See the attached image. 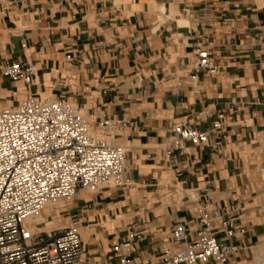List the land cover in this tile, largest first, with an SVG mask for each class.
<instances>
[{
	"label": "crops",
	"instance_id": "obj_1",
	"mask_svg": "<svg viewBox=\"0 0 264 264\" xmlns=\"http://www.w3.org/2000/svg\"><path fill=\"white\" fill-rule=\"evenodd\" d=\"M10 1L0 0V110L27 97L62 98L96 132L106 118L128 123L114 135L127 147L124 185L66 205L86 244L81 264H119L114 247L127 240L133 264L160 260L175 225L196 229L204 202L247 229L225 241L239 248L233 264L250 260L264 241L261 0ZM203 46L219 70L191 80ZM12 61L34 64L36 84L4 76ZM184 121L209 138L181 156L172 129Z\"/></svg>",
	"mask_w": 264,
	"mask_h": 264
},
{
	"label": "built area",
	"instance_id": "obj_2",
	"mask_svg": "<svg viewBox=\"0 0 264 264\" xmlns=\"http://www.w3.org/2000/svg\"><path fill=\"white\" fill-rule=\"evenodd\" d=\"M66 60L74 56L68 54ZM218 70L210 49L197 48L189 78ZM2 72L26 87L35 85L38 75L34 64L19 61L7 63ZM127 125L123 119L106 118L96 132L78 107L62 98L27 97L15 108L0 110V264H81L85 260L83 235L71 219H66L70 225L49 231H33L27 221L48 203L69 202L83 193L124 185L127 147L116 143L114 135ZM220 126L214 122L212 130ZM208 138V131L188 121L172 129V142L181 156L187 144L204 145ZM173 172L178 177L182 170L177 166ZM196 221V229L186 223L175 225L165 240L164 256L146 264H233L239 248L225 240L247 233L237 226L234 213L204 202ZM132 248L131 240L114 247L119 264H133ZM245 264H264V256L254 255Z\"/></svg>",
	"mask_w": 264,
	"mask_h": 264
},
{
	"label": "bare ground",
	"instance_id": "obj_3",
	"mask_svg": "<svg viewBox=\"0 0 264 264\" xmlns=\"http://www.w3.org/2000/svg\"><path fill=\"white\" fill-rule=\"evenodd\" d=\"M262 2H264V0L263 1L261 0V3ZM56 203H48L41 213L34 215L28 219L27 222L29 223V225L33 231H49L51 229V225L55 221H51V220L46 221L47 226H45V227H39L38 224H40L43 220L45 221V219L48 216H50L52 212H55L56 210H58L60 208V206ZM44 211H46L45 214H44ZM56 223H57V221H56ZM252 252L254 253L255 257H257L258 255L264 256V245L262 244V246L255 247Z\"/></svg>",
	"mask_w": 264,
	"mask_h": 264
},
{
	"label": "rangeland",
	"instance_id": "obj_4",
	"mask_svg": "<svg viewBox=\"0 0 264 264\" xmlns=\"http://www.w3.org/2000/svg\"><path fill=\"white\" fill-rule=\"evenodd\" d=\"M263 3V2H262ZM261 3V4H262ZM264 5V3L262 4ZM70 202V201H69ZM69 202H57L56 204H58L60 206V208L58 210H56L55 212H52L50 216H48L45 221L43 220L40 224H43L45 223L46 224V221H55L52 225H51V229L52 228H55V227H63V226H67V225H70V223L68 221H66V216H64V213L65 211L67 210L66 208V205L69 203ZM63 207H65V210L63 209ZM46 211H44V214H45ZM57 221V223H56ZM39 227H44V226H40L38 224ZM47 226V225H46ZM50 229V230H51ZM247 257H245V261H247Z\"/></svg>",
	"mask_w": 264,
	"mask_h": 264
}]
</instances>
